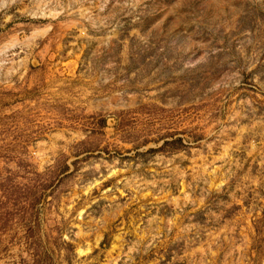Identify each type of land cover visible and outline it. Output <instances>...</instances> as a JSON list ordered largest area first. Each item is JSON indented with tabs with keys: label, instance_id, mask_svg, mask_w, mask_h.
<instances>
[{
	"label": "rangeland",
	"instance_id": "rangeland-1",
	"mask_svg": "<svg viewBox=\"0 0 264 264\" xmlns=\"http://www.w3.org/2000/svg\"><path fill=\"white\" fill-rule=\"evenodd\" d=\"M0 264H264V0H0Z\"/></svg>",
	"mask_w": 264,
	"mask_h": 264
},
{
	"label": "bare ground",
	"instance_id": "bare-ground-1",
	"mask_svg": "<svg viewBox=\"0 0 264 264\" xmlns=\"http://www.w3.org/2000/svg\"><path fill=\"white\" fill-rule=\"evenodd\" d=\"M51 15H52V16H57L58 14L55 12L54 14L51 13ZM42 32H44V31H42ZM38 36H39V35H38Z\"/></svg>",
	"mask_w": 264,
	"mask_h": 264
}]
</instances>
